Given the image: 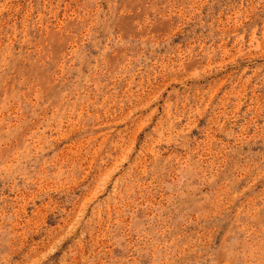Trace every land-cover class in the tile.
Listing matches in <instances>:
<instances>
[{
  "label": "rangeland",
  "instance_id": "1",
  "mask_svg": "<svg viewBox=\"0 0 264 264\" xmlns=\"http://www.w3.org/2000/svg\"><path fill=\"white\" fill-rule=\"evenodd\" d=\"M0 264H264V0H0Z\"/></svg>",
  "mask_w": 264,
  "mask_h": 264
}]
</instances>
